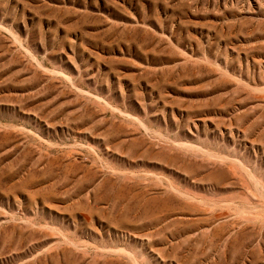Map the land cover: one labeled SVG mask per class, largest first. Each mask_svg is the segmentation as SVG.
<instances>
[{
	"label": "rangeland",
	"instance_id": "rangeland-1",
	"mask_svg": "<svg viewBox=\"0 0 264 264\" xmlns=\"http://www.w3.org/2000/svg\"><path fill=\"white\" fill-rule=\"evenodd\" d=\"M0 264H264V0H0Z\"/></svg>",
	"mask_w": 264,
	"mask_h": 264
}]
</instances>
